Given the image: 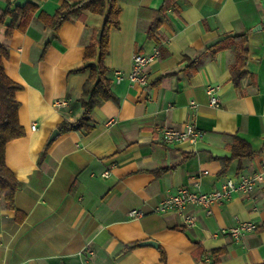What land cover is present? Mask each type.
Listing matches in <instances>:
<instances>
[{
	"label": "crops",
	"instance_id": "obj_1",
	"mask_svg": "<svg viewBox=\"0 0 264 264\" xmlns=\"http://www.w3.org/2000/svg\"><path fill=\"white\" fill-rule=\"evenodd\" d=\"M27 1L33 0H0V11L8 2ZM62 1H35L38 8L25 27H15L9 37L10 18L0 23V45L8 53L0 59L24 86L18 100L25 130L6 149L18 182L14 204L25 215L18 222L0 194V264H162L158 247L165 264L264 263V0H175L153 37L148 28L163 0H116L119 27L110 30L104 59L116 99L93 107V128L86 134L61 133L58 126L82 112L80 93L88 77L83 67L95 61H86L84 50L105 15L85 9L52 33L38 14H53ZM242 32L249 74L235 87L230 66L236 47L213 54L207 47ZM155 47L147 85L115 80L116 70L130 71L135 53ZM208 86L217 88V106L209 103ZM58 99L66 103L56 106ZM186 126L203 136L161 141L162 127ZM55 128L59 133L47 143ZM237 138L255 151L252 159L231 157ZM254 172L263 179L250 194H234L210 214L188 205L194 226H185L176 211H154L180 187L210 191L227 177ZM133 208L144 215L131 217ZM244 221L256 228L239 239L222 232ZM147 239L157 246L139 244ZM131 242L138 245L123 252ZM215 249L222 253L212 263Z\"/></svg>",
	"mask_w": 264,
	"mask_h": 264
},
{
	"label": "trees",
	"instance_id": "obj_2",
	"mask_svg": "<svg viewBox=\"0 0 264 264\" xmlns=\"http://www.w3.org/2000/svg\"><path fill=\"white\" fill-rule=\"evenodd\" d=\"M33 1H27L21 6H13L10 2L0 11V23H3L6 17L10 18V22L6 26V37L11 35L15 27L24 28L29 21L31 15L37 10L38 5ZM175 0H163L159 8V16L151 23L148 28V35L153 37V30L160 23V16L168 9H174ZM90 10L98 14H104V22L99 31L95 34L93 41L86 45L84 50V59L86 61L94 60L83 67L88 71V77L83 84L80 93V105L82 112L74 121L63 120L59 123L58 129L61 133L79 131L88 133L93 128L92 110L95 105L104 100H115V95L111 89V80L107 76V68L104 65V59L109 52V33L112 28L119 27L118 15L121 11L116 0H63L55 9L53 14L40 12L39 20L49 28L52 33L56 32L59 26L66 20L78 16L83 10ZM247 33L225 34L219 40L207 47L211 54L220 49L230 46L236 47L237 51L235 59L230 66V77L235 87L240 86V81L247 76V58L248 50L246 47ZM45 44L44 48L46 47ZM7 47L0 45V57L7 56ZM199 57L190 60V65L196 64ZM189 65V66H190ZM24 90L22 83L14 80L3 66L0 59V194L6 200V205L15 211V219L21 222L24 213L20 211L14 204V195L17 190V178L14 171L6 162L7 145L25 135V130L19 120L20 102L18 94ZM48 147L45 144L41 156ZM232 158L252 159L255 155L250 146L241 138L236 139V143L231 146ZM230 157V158H231ZM161 168L158 172L164 171ZM240 169V168H239ZM138 242L127 243L123 246V252L136 247ZM159 262L165 264L166 256L161 247H158ZM214 257L212 263L219 260L221 249L213 250ZM264 264V263H262Z\"/></svg>",
	"mask_w": 264,
	"mask_h": 264
},
{
	"label": "built area",
	"instance_id": "obj_3",
	"mask_svg": "<svg viewBox=\"0 0 264 264\" xmlns=\"http://www.w3.org/2000/svg\"><path fill=\"white\" fill-rule=\"evenodd\" d=\"M158 56V48H153L150 52H137L133 55L132 66L129 72L122 70L115 71V80L126 78L131 83L145 86L148 83L146 68L156 60ZM209 96V103L217 106L220 101L217 97L216 86H208L206 90ZM65 100H55V105L65 104ZM193 103V101H192ZM32 129L35 125L30 126ZM161 141L164 144H174L180 141H196L203 136V132L194 127L186 126L184 128L162 127L160 130ZM105 174V172H104ZM263 179L261 172H254L250 175L237 174L227 177L219 188L210 191L193 190L187 187H180L172 193L162 197L154 206V211L163 213L168 211H176L180 214L183 223L187 227L194 226L196 218L193 214L186 212L188 205L200 206L206 214L212 212L214 205H220L229 200L234 194L245 193L250 194L256 184ZM141 208H133L129 211L131 217H141L144 215ZM255 224L249 221L239 222L229 228L223 230L233 239H239L246 233L253 231Z\"/></svg>",
	"mask_w": 264,
	"mask_h": 264
},
{
	"label": "water",
	"instance_id": "obj_4",
	"mask_svg": "<svg viewBox=\"0 0 264 264\" xmlns=\"http://www.w3.org/2000/svg\"><path fill=\"white\" fill-rule=\"evenodd\" d=\"M58 133H59L58 129H56V128L53 129L51 131L48 139H47V143L51 142ZM139 244L140 245H151V246H154V247L157 246V243L154 240H151V239L140 241Z\"/></svg>",
	"mask_w": 264,
	"mask_h": 264
}]
</instances>
